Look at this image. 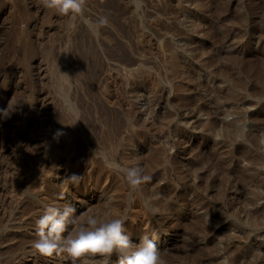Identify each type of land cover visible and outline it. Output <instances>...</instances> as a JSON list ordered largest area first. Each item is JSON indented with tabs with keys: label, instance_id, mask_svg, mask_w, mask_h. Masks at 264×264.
I'll use <instances>...</instances> for the list:
<instances>
[{
	"label": "rangeland",
	"instance_id": "rangeland-1",
	"mask_svg": "<svg viewBox=\"0 0 264 264\" xmlns=\"http://www.w3.org/2000/svg\"><path fill=\"white\" fill-rule=\"evenodd\" d=\"M0 110V264H71L32 247L65 205L126 218L164 264H264V0H87L75 19L0 0ZM110 162L151 179L132 192Z\"/></svg>",
	"mask_w": 264,
	"mask_h": 264
},
{
	"label": "clouds",
	"instance_id": "clouds-1",
	"mask_svg": "<svg viewBox=\"0 0 264 264\" xmlns=\"http://www.w3.org/2000/svg\"><path fill=\"white\" fill-rule=\"evenodd\" d=\"M37 5L62 17L75 19L85 11L87 0H37ZM96 23L105 25L107 18L100 17ZM0 111L7 113V110ZM108 167L123 174L132 192L138 191L151 179L143 174V169L138 165L121 167L110 162ZM68 180L76 184L79 182V176L72 174ZM150 211L152 215L159 213V209L155 207ZM74 212L75 209L71 205L46 208L45 213L36 221L37 239L32 245L34 254L52 257L63 252L67 254L71 264H78L84 257L94 256L103 257L107 262L113 255L118 257L116 264H164L154 238L144 235L138 244L132 243L126 234V218H98L96 215L77 218L73 216ZM70 224L72 229L64 236Z\"/></svg>",
	"mask_w": 264,
	"mask_h": 264
},
{
	"label": "bare ground",
	"instance_id": "bare-ground-1",
	"mask_svg": "<svg viewBox=\"0 0 264 264\" xmlns=\"http://www.w3.org/2000/svg\"><path fill=\"white\" fill-rule=\"evenodd\" d=\"M6 129V128H5ZM5 130L4 129H2V127L0 128V139L3 137V132H4ZM5 133V132H4ZM6 135V134H5ZM5 138V137H4ZM3 139V138H2ZM1 141V140H0ZM2 142V141H1ZM28 143V142H27ZM1 188V187H0ZM139 217V216H138ZM141 217V216H140ZM146 217V216H145ZM142 218H144V217H142ZM143 221V220H142ZM141 221V222H142ZM146 221V220H145ZM144 221V222H145ZM171 223H172V221H171ZM24 253V252H23ZM16 256V255H15ZM16 257H18V256H16ZM25 264H30V263H28V262H25Z\"/></svg>",
	"mask_w": 264,
	"mask_h": 264
}]
</instances>
